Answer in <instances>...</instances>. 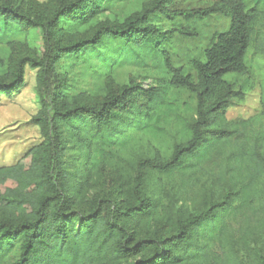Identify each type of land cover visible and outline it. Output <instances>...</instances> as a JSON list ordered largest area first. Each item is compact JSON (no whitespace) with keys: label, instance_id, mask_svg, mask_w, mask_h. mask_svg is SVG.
Wrapping results in <instances>:
<instances>
[{"label":"trees","instance_id":"1","mask_svg":"<svg viewBox=\"0 0 264 264\" xmlns=\"http://www.w3.org/2000/svg\"><path fill=\"white\" fill-rule=\"evenodd\" d=\"M185 1L192 0H151L122 22L70 33L62 22L91 23L101 14V0H0V32L11 24L23 32L41 30L44 40L40 58L11 57L0 77V98L12 99L25 87L26 66L38 69L41 109L31 121L44 140L15 166L0 168V264L218 263L211 247L253 200L254 189L246 184L212 197L168 227L160 221L163 200L149 180L194 172L222 156L232 141L226 116L242 95L229 78L249 73L248 55L264 26V0H216L203 8L184 7ZM219 14L228 17V28L192 61L195 74L176 67L166 45L174 36L197 37L183 23ZM163 19L179 25L164 30L157 24ZM153 57L166 70L164 82L145 85L131 78L112 84L115 69ZM102 77L108 84L103 96L75 92L82 79ZM175 91L195 98V118L179 122L169 157H140L130 181L111 165L164 136L177 115ZM238 153L242 166L264 174L256 145Z\"/></svg>","mask_w":264,"mask_h":264},{"label":"rangeland","instance_id":"2","mask_svg":"<svg viewBox=\"0 0 264 264\" xmlns=\"http://www.w3.org/2000/svg\"><path fill=\"white\" fill-rule=\"evenodd\" d=\"M47 4L50 0H34ZM151 0H101V14L87 25L71 24L63 21L62 26L70 33H82L103 21H124L129 15L142 9ZM216 0L185 1L184 7L203 8ZM169 29L178 26L179 21L163 19L157 23ZM197 33L196 38L174 36L166 45V50L174 55V65L187 74L194 75L191 63L201 59L211 45L213 36L228 28L229 19L224 14L215 15L203 21L183 23ZM258 41L250 49L246 76L230 77L235 91L242 98L236 100L227 112L228 128L234 131L233 138L223 149V155L202 164L194 172L174 174L170 177L153 175L149 188L162 198L164 208L160 215L163 225L171 227L178 216L199 212L212 197L218 199L229 191H241L248 184L255 191L253 200L232 217L227 227L215 242L211 251L217 264H263L264 260V174L258 176L247 166H242L238 151L256 145L264 157V26ZM44 51L41 30L23 32L15 25H4L0 32V77L7 73L11 57L27 55L40 58ZM167 73L158 57L129 63L114 70L110 78L113 85H124L131 78L145 85H156L167 79ZM106 78L82 79L75 85L76 93L103 96L108 90ZM38 69L29 65L25 69V87L8 99L0 98V168L13 167L33 148L43 143L40 128L31 119L41 109L38 94ZM177 115L164 136L144 142L137 151L122 155L114 160L111 168L130 181L133 180L136 164L140 157L154 154L169 157L171 145L177 140V130L181 120L191 122L196 114V100L183 91L173 94ZM251 173V174H250ZM104 185L101 180L100 186ZM14 256V255H13ZM10 255L5 262L13 259ZM218 257V258H217ZM4 262V263H5Z\"/></svg>","mask_w":264,"mask_h":264}]
</instances>
